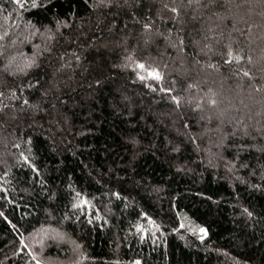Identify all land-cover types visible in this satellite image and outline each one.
<instances>
[{
    "label": "trees",
    "instance_id": "obj_1",
    "mask_svg": "<svg viewBox=\"0 0 264 264\" xmlns=\"http://www.w3.org/2000/svg\"><path fill=\"white\" fill-rule=\"evenodd\" d=\"M14 9L10 0H0V35L7 33L0 40L4 46L0 77L6 75L3 66L9 60L12 67L22 66L26 57L43 50L45 37L30 36L28 21L48 25L56 16H67L77 27L84 21L81 41L103 44L106 39H114L102 30L103 26L95 27L96 16L85 0H54L49 12L27 9L18 13ZM195 11L198 18L193 20V9L182 10L176 28L199 30L195 38L208 35L213 44L220 38L214 34L222 32V45L231 40L234 48L243 47L245 54L252 57L256 68L264 67V0H217L214 7ZM73 50L82 52L84 59L82 67L68 70V74L76 72L70 89H66L77 101L70 104V128L50 127L47 117H37L38 123L29 128L23 118L13 121L0 115V160L8 165L6 168L0 164V185L8 189L7 193L0 192V211L16 225L13 229L0 217V261L34 264L20 240L40 251L38 233L58 230L63 240L46 241L42 252L48 264H133L137 259L142 264H264V155L258 151L264 145V136L253 130L264 125V97L250 93L247 87L238 89V80L226 78L227 71L223 76L213 70L190 72L191 80L200 83L203 91L210 87L223 101L224 123L217 119L218 110L207 104L203 112L185 108L189 134L195 135L197 141L194 144L186 136L180 137L184 149L177 154L171 152L168 142L177 139V129L184 132L181 122L175 115L165 114L170 109L163 103H153L147 89L126 83L128 71H106L111 79L104 88L94 93L89 89L92 74L85 69L100 60L109 69L113 63H120L122 50H97L86 45L69 48L70 53ZM157 51L164 52L163 41L154 47L152 55ZM168 51L173 59L165 56L162 61L169 64L166 83L176 75L179 63L177 53ZM188 52L191 54L193 49L190 47ZM134 55L147 53L137 50ZM218 59L213 55V60ZM56 66L44 58L34 75L38 72L47 78ZM19 80V76L15 80L8 77L13 86ZM125 90L134 106L131 121L114 108V97L119 100V93ZM191 94L198 98L203 92L193 89ZM39 95L36 92L33 98ZM237 119L242 121L240 126L236 125ZM244 125L249 126V137L241 135ZM233 131L237 133V143L243 139L256 145L251 155L241 153V159L236 160L233 149L216 147L222 134ZM130 133L139 141L135 148L127 142ZM27 136L33 137L30 157L46 181L43 185L37 182L40 177L36 172L20 166L17 160L18 150L13 144L22 143ZM27 148L22 143L19 151L29 154ZM134 152L139 155L132 162ZM242 162L249 167H240ZM113 168L120 169L121 176L127 173L130 179L117 185L102 175ZM9 169V176L3 177ZM115 191L127 198L118 200L112 195ZM51 192L56 193V199L47 198ZM84 199L89 201L90 209H72L73 202ZM245 209L253 216L249 217ZM65 215L70 219H64ZM148 217L155 223H149ZM89 218L91 224L87 222ZM200 227L207 229L203 240Z\"/></svg>",
    "mask_w": 264,
    "mask_h": 264
},
{
    "label": "snow or ice",
    "instance_id": "obj_2",
    "mask_svg": "<svg viewBox=\"0 0 264 264\" xmlns=\"http://www.w3.org/2000/svg\"><path fill=\"white\" fill-rule=\"evenodd\" d=\"M10 3L15 6L14 10L18 13L27 9L49 12L53 9L54 0H10ZM85 3L92 14L96 16L95 27L103 26L102 30L114 39H106L103 44L99 42L90 44L88 41H81L80 37L85 35L83 31L84 21H81L77 27L74 22L69 21L67 16L64 19L56 16L54 20L49 21L48 25L28 21L27 26L31 29L29 35H42L45 37L46 43L41 52L34 54L32 57H26L22 66L12 67L11 60L3 66V72L6 75L0 77V115L7 116L13 121H19L23 118L24 124L29 128L38 123L37 117L41 120L47 117L50 127L70 128L72 126L69 115L70 104L74 105L77 101L66 91V89H70L71 82L76 76L75 71L68 74V70L82 67L84 57L83 53L77 50L70 53L69 48L75 46L76 49H79L85 45L88 48L97 50L119 47L124 53L120 63H113L109 69L105 68L103 60L93 61L89 68L85 69V71L92 74V83L88 87L93 93L102 90L106 82L111 79L106 71L113 69L128 71L129 75L126 83L139 84L147 89L148 94L153 97V103H163L170 109L165 114L175 115L178 118L184 132L177 129V139L169 140L168 144L173 153H181L184 149V140L180 137L186 136L187 140L194 144L197 141L195 135L189 134L190 124L184 112L185 108H191L192 112H203L205 104H207L208 108L218 110L217 119H220L221 124L224 123L225 110L221 108L223 101L218 98V94L212 88L209 87L207 91H203L200 83L191 80L190 72L213 70L223 76L224 72L227 71L228 76L226 78L238 80V89L242 91L247 87L250 93H259L264 97V67L256 68L252 57L245 54L243 47L234 48L231 40L222 45L224 35L222 32L214 34L220 38L216 39L215 44H213L208 35H201L200 39H196L195 35L199 30L188 32L183 28H176V21L180 19L182 10L193 9L191 19L196 20L198 17L195 9L212 8L216 5L217 0H207V3H204L203 0H85ZM72 15L74 16L75 13H72ZM240 34L244 35L242 31ZM6 35V32L0 35V40H3ZM229 37H231V33H229ZM89 39H94V36ZM133 41L134 43H132ZM160 41L164 42V52L157 51L156 55L153 56L152 51L154 47H159ZM221 45L222 47H218ZM3 47L0 44V55L3 54ZM36 47L39 48L40 46L37 45ZM190 47L193 49L191 54L188 52ZM168 49L177 53L179 63L176 75L172 76L171 80L166 83V77L170 75L166 71L169 64L167 62L162 63V61L165 56L170 60L173 59ZM137 50L146 52L147 55L135 56L134 53ZM213 55L219 59L213 60ZM44 58L58 65L47 78H42L38 72L34 75L35 70L42 67ZM189 65L191 66L189 67ZM249 65H252V67H249ZM17 76L20 77V80L13 86L9 83L8 77L15 80ZM193 89L203 92V95L198 98L193 96L191 94ZM36 92H39L40 95L38 98H33ZM119 95V100L114 97V108L120 115H127L129 121H131L135 116L131 97L126 94V90L119 93ZM91 98L94 99V96ZM5 100L8 103H5ZM6 110H10V112ZM203 119H205V116L202 115L201 120ZM207 119L210 122L211 116H208ZM175 123L176 121H173V125ZM259 123L257 121V124ZM241 124L242 121L237 119L236 125L240 126ZM253 130L259 136H264V125ZM19 131V128H17L18 135ZM236 135V131L222 134L216 147L233 149L236 153L235 159L240 160L241 153L247 152L251 155V150L256 145L249 144L243 139L237 143L234 139ZM241 135L242 137L251 135L248 125L243 126ZM230 140L231 143H229ZM127 142L133 148L139 144L136 136L131 133ZM22 143L28 145L26 151L29 154H26L25 151H19ZM22 143L13 144V147L18 150L17 160L20 162V166H28L36 172L37 177H40V171L30 157L33 151V137L27 136ZM258 151L264 155V145H261ZM138 155V152L133 153L132 162L136 160ZM132 162H130L129 167L132 166ZM0 164H4L6 168L8 167L6 161L0 160ZM240 167L248 168L249 164L242 162ZM261 167L264 168V165H261ZM120 171V169L113 168L102 175H107L110 181L115 180L117 185H122L130 177L127 176V173L125 176H121ZM9 174L10 169L4 171L3 177L6 178ZM253 174H255V169ZM37 182L41 185L46 183L42 177ZM253 187L258 186L253 185ZM7 191V188L0 185V192L7 193ZM76 195L79 197L80 194L77 193ZM112 195L118 200L127 198L123 197L120 191L112 192ZM3 198L8 199L7 196ZM47 198L49 200L56 199V193L51 192ZM12 202L14 203V201ZM85 206H88L89 209L91 207L86 199L71 204L72 209L79 212H83ZM244 211L249 217L253 216V213L248 209ZM0 217L11 224L13 229L16 228V225L12 224L3 211H0ZM64 219H70V217L65 215ZM77 220H79V217H77ZM148 221L152 224L155 223L151 217H148ZM87 222L91 224L92 220L89 218ZM183 226L181 224V227ZM157 227L159 226L157 225ZM199 232L202 233L200 239L203 240L204 236L207 235V229L200 227ZM38 235H40V239L37 241L40 244V251L30 248L23 239L20 240V243L25 249H28V255L34 264H48V261L42 256L46 241L55 243L63 240L64 235L58 230L44 231L42 235L40 233ZM13 255H16V253L14 252ZM0 264H3V262L0 261ZM133 264H142V262L137 259Z\"/></svg>",
    "mask_w": 264,
    "mask_h": 264
}]
</instances>
